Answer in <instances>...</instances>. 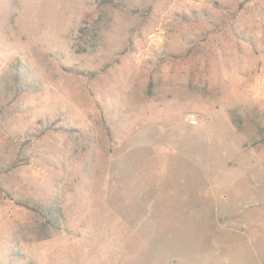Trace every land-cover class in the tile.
Instances as JSON below:
<instances>
[{"label":"rangeland","instance_id":"1","mask_svg":"<svg viewBox=\"0 0 264 264\" xmlns=\"http://www.w3.org/2000/svg\"><path fill=\"white\" fill-rule=\"evenodd\" d=\"M103 1L0 0V264H264V0Z\"/></svg>","mask_w":264,"mask_h":264},{"label":"trees","instance_id":"2","mask_svg":"<svg viewBox=\"0 0 264 264\" xmlns=\"http://www.w3.org/2000/svg\"><path fill=\"white\" fill-rule=\"evenodd\" d=\"M102 3L105 5L113 6L114 0H104ZM98 21L101 22L102 20L99 18ZM15 70L16 71L14 72L13 76L10 79L11 80V86H9V88H10V92L13 93L14 97H19V95L22 94L23 92H25L27 90V88H29V86H27L26 84L23 83L21 77L18 74L17 69H15ZM51 129H52L51 127L44 128L43 130H41L39 132V134L34 135V137L44 136L45 133ZM63 131L67 134H73L74 133V130H70V129H66ZM18 167H19V164H17V163H13L7 169L0 167V175H2L3 173H8V172H10L13 169H16ZM18 205L20 207L32 212L34 215L43 218L45 220V222L41 226L43 229L50 228L52 230H58V221L61 217V214L59 213V211H60L59 208H57V207H46V206H30L28 203H24V202H21ZM40 239H44V238H40Z\"/></svg>","mask_w":264,"mask_h":264},{"label":"built area","instance_id":"3","mask_svg":"<svg viewBox=\"0 0 264 264\" xmlns=\"http://www.w3.org/2000/svg\"><path fill=\"white\" fill-rule=\"evenodd\" d=\"M187 121H188V123H189L191 126H196V125H197V121H196V119H195L194 116H189V117L187 118Z\"/></svg>","mask_w":264,"mask_h":264}]
</instances>
